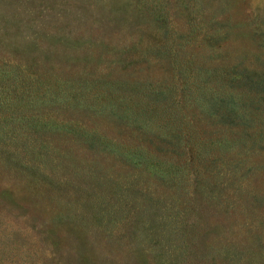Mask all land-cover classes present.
I'll use <instances>...</instances> for the list:
<instances>
[{
    "label": "rangeland",
    "instance_id": "374dc122",
    "mask_svg": "<svg viewBox=\"0 0 264 264\" xmlns=\"http://www.w3.org/2000/svg\"><path fill=\"white\" fill-rule=\"evenodd\" d=\"M2 63L53 91L57 101L41 109L61 129H24L0 150V264H264V0H0ZM189 70L203 85L194 94L184 88ZM219 71L253 78L250 124L205 114L214 108L199 97L207 77L223 92L248 89ZM145 86L161 104L150 123L114 113ZM171 107L204 141L227 142L210 148L215 168L200 165L186 192L78 138L86 129L133 148L141 133L178 131ZM158 139L146 147L168 155ZM219 173L220 193L197 187ZM182 201L184 237L172 251L149 229L169 220L158 207Z\"/></svg>",
    "mask_w": 264,
    "mask_h": 264
},
{
    "label": "trees",
    "instance_id": "16d2710c",
    "mask_svg": "<svg viewBox=\"0 0 264 264\" xmlns=\"http://www.w3.org/2000/svg\"><path fill=\"white\" fill-rule=\"evenodd\" d=\"M9 63L0 64V150H5L4 147H8V141L17 142V136H21L24 129H28L30 133H46L52 132L57 133L61 128L56 118L51 115L50 111H43L41 108L45 106H53L58 97L55 96L53 91L44 89V85L40 84L39 80L36 85L28 83V79H23L17 71L20 69H15ZM190 71V70H189ZM23 72V71H22ZM220 72V73H219ZM214 72L212 75L214 77H222L227 75V78L231 85L244 84L248 89L247 92H242V95H238L236 92L232 93L226 91V89L221 91L222 87H213L208 82V77L205 79V84L203 93L199 96L201 100L214 103V108L206 110L205 114L210 117L216 116L220 118L222 124L224 123H235L234 121H244L246 123H251L253 117L250 116L251 112L249 109L252 107L247 105L248 102L252 101L255 104L260 101L249 91L255 82L252 77L244 76L241 78L235 77L232 73L226 71ZM27 75L25 72H23ZM224 73V74H223ZM228 73V74H227ZM187 78L185 89L191 90L192 94L195 93L197 88V83L193 80L195 75L193 72H186ZM19 75V76H17ZM35 74H31L29 77L33 78ZM223 76V77H225ZM20 77V78H19ZM19 78V80H18ZM199 78V76H198ZM151 88L145 86L139 93H136L134 97L123 96L121 100V107L115 110L117 116L125 118L127 121L134 123L148 124V115L156 114L158 108L161 104H156L159 99L158 93L150 90ZM112 93L106 91V97L113 99ZM161 95V93H159ZM163 96V94L161 95ZM154 102V103H153ZM176 103L174 104V106ZM154 106V107H152ZM101 111L105 112L108 107L101 106ZM113 107H109V109ZM219 108V111L216 109ZM173 110L169 113V116L173 117V124L177 128L176 133H141L142 140L136 144L133 148H122L121 144L114 143L113 141H107L101 136H96L97 133H90L86 130L79 134V139L84 143L92 146L91 144L99 143V146L107 150L112 154H118V157L124 159L128 158L133 165L137 166L140 170L139 175H143L148 172L151 173L153 177L160 181H170L175 185L181 186L184 192L187 191L185 183H193L200 178L199 168L205 169V174L214 166H208L210 159L208 158L210 148L223 147L225 148L227 142H223L220 139H213L210 142L204 141L201 138V134L198 128H195L191 121L180 117L179 113L175 112V107H171ZM169 110L161 112L166 115ZM223 111V112H220ZM113 112V111H112ZM148 121V122H147ZM138 123V124H139ZM65 126H68L65 125ZM148 127V126H144ZM67 128V127H66ZM69 128V127H68ZM67 128V129H68ZM151 130H154L153 128ZM68 132V130H64ZM166 134L164 139L162 135ZM14 135H17L14 138ZM154 138H159L157 144L160 147H169L172 151H168V155L159 156L152 152L151 149L146 147V144L150 145L154 143ZM183 138V139H181ZM17 147V145L15 146ZM189 149V150H188ZM188 150V156L185 157ZM4 152V151H3ZM11 152L10 150H6ZM13 151L11 154L14 155ZM11 160H14L11 159ZM212 165V163H211ZM195 167V169H193ZM222 175L225 177L227 175L219 173L213 176L208 175V177H202L204 181L197 184V187L201 188L203 192L207 195L213 197L216 193H220L219 190ZM193 185V184H192ZM196 186V185H195ZM187 201H182L179 205L182 209H178L177 205L174 207L162 206L158 207V212L156 216L159 215L169 217V220L164 223H158L155 219L152 221V227L149 231L153 234L151 236L152 240L157 244H162L164 248L169 250H174L180 248V240L184 237L183 225L184 218L182 215H186L187 209L189 208ZM185 235V234H184Z\"/></svg>",
    "mask_w": 264,
    "mask_h": 264
}]
</instances>
